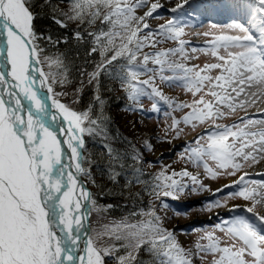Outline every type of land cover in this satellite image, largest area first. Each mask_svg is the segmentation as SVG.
Returning <instances> with one entry per match:
<instances>
[{"label":"snow or ice","instance_id":"snow-or-ice-1","mask_svg":"<svg viewBox=\"0 0 264 264\" xmlns=\"http://www.w3.org/2000/svg\"><path fill=\"white\" fill-rule=\"evenodd\" d=\"M62 2L68 10L57 18L52 0H0V264H264V0ZM45 9L88 44L92 67L81 66L76 81L59 50L67 41L37 28ZM219 11L245 13L248 23L206 19ZM166 12L171 18L153 26ZM201 56L208 62L195 63ZM105 80L124 93L127 112L163 119L162 134L114 146L106 92L116 89ZM86 88L91 99L76 107ZM176 88L190 99L166 94ZM182 137L171 164L145 159L152 140ZM89 140L103 148L102 174L142 186L140 204L119 219L108 220L113 206L90 190L97 163ZM221 179L216 188L206 182ZM205 193L198 204L209 222L180 229L199 233L185 246L167 212L186 217L195 209L172 202ZM237 199L246 203H230ZM94 212L105 221L96 228Z\"/></svg>","mask_w":264,"mask_h":264},{"label":"rangeland","instance_id":"rangeland-1","mask_svg":"<svg viewBox=\"0 0 264 264\" xmlns=\"http://www.w3.org/2000/svg\"><path fill=\"white\" fill-rule=\"evenodd\" d=\"M161 3H163V2L161 1ZM61 6L63 9H65L67 7V10H68V5L61 4ZM160 11L163 12V10H160ZM171 15L172 14L170 12L163 13L162 19L152 21L153 26L159 25L161 23H165L167 21V19L171 18ZM208 16L206 19L210 18V20L215 23L214 20H216V18H214L213 16H209V17ZM69 23H71V22H69ZM70 26L75 30L77 29V28H75L76 25L73 23H71ZM206 30H208L207 27L200 29V31H206ZM186 38L192 39V37H186ZM74 41L77 42L75 39H74ZM84 42L85 41H83V42L80 41L78 43L81 44ZM193 42L194 43H203V38H201L199 40L193 39ZM208 59L209 58L206 56H201L198 61H195V63H200L202 65L203 63L208 62ZM118 91H119L118 96H120V97L124 96V93L122 91H120V90H118ZM165 91H166L167 95L172 96L178 100H189L190 99V96L185 94L179 88L165 89ZM66 99L70 100L71 94L68 97H66ZM118 102L121 105V110L120 109L116 110L112 114V116H113L112 122L113 123L111 124V127H112L111 129H115L114 130L115 132L118 133L119 131H122L125 134V137L134 140L137 147L141 146V143H142V140L140 139L141 137H143L144 139H151L153 132H156L157 134H162V130L166 124V122L163 119H161L158 122V120L156 118V114H152L151 119H148L144 116H140L139 114H131L125 110L126 105L128 103L125 99L119 98ZM144 108H145V110H150L151 109V102L148 100H145L144 101ZM176 115H177V118H179V114L177 113ZM133 121H140V123L136 125L138 132L136 133L135 137H133V132H132ZM227 122L231 123V121H227ZM117 129L119 131H117ZM187 131H189V130L186 129V132ZM197 131H200V129H198ZM188 138L189 137H182L181 139L173 140L171 144L163 143V142L162 143H156L155 140H152V143L154 144V152L146 153L145 159L153 160V161L160 159L162 161V163H164V164H171L173 161L177 160V152L179 150H181L179 148V146L184 144ZM106 166H107L106 160H104L103 162L100 161L99 164L97 163V166L93 169L94 175H98L100 173L102 174L101 169L106 168ZM175 166L179 167V164H177ZM147 171H152V170H147ZM105 175L106 174H104V177H105ZM127 179H131V177L126 178L125 180H127ZM222 181H224V180L221 179V180H218L215 182H213V181H206V182L209 183L212 188H216V186L219 185L220 183H222ZM141 187L142 186L139 185L137 188L133 189L132 192L135 193L136 191H139ZM90 190L92 192L97 190V192H98V188L97 189H90ZM106 193H108V191H106ZM207 197H208L207 193H205L203 195L190 194V195L183 197L178 202H172L174 207L183 208V207L192 206L195 209L191 213H189V215L186 217L185 216H176V215H174V213L172 211L167 212V216L169 218L167 226L169 228H175L177 230V237L185 246L190 247L192 242L196 240L199 233H192L190 235H186V234L180 232L179 230L180 229H190L193 226L199 227L201 224H205V223L209 222V216L211 214L208 212L199 211L200 205L198 204V202L204 201ZM101 198L104 199L103 201L108 199V197H106V198L100 197V199ZM97 201H98V199H97ZM230 203L245 204L246 202L237 199L236 201H232ZM110 209H113V207H111ZM110 209L106 208V211L104 213V216L108 220L115 219L113 213L118 214V216H119L118 219L122 215H124L123 213H117L114 210L110 211ZM262 209L263 208H260L259 206L257 207V211H259V212ZM218 211H220L222 213L225 212V210H223V209H220ZM239 212L241 215H245V216L249 217L253 221V223H255L257 225L261 224V222L258 219H256V217L253 216V214L247 213L243 209L239 210ZM103 222H105V221L104 220H100V221L97 220L96 213L94 212L93 213V228H96L98 223H103Z\"/></svg>","mask_w":264,"mask_h":264},{"label":"trees","instance_id":"trees-1","mask_svg":"<svg viewBox=\"0 0 264 264\" xmlns=\"http://www.w3.org/2000/svg\"><path fill=\"white\" fill-rule=\"evenodd\" d=\"M61 4L68 5L62 0H52V7L55 9V15L57 18H60L62 16L63 12L67 11V7L65 9L62 8ZM53 11L51 9H45L41 11L40 18L37 22V28L45 35H51L54 38L57 37H63L67 43L61 44L59 47L60 52L66 54L68 61L70 62L72 66V79L73 81H76L79 76V68L81 66H86L89 68V70L92 67V57H89L87 55V48L88 44L86 42L79 44L78 42H75L73 39V34L77 29H73L70 25L71 23H68L67 28L59 27L56 23L53 21ZM76 28V27H75ZM83 42V41H82ZM98 59V58H97ZM87 61V63H85ZM105 83L107 85V88L109 89H116L114 91L106 92V97L108 101V109L111 115V124L113 116L112 114L116 110H121V105L118 102L119 98L122 99V97L118 96L119 89L116 88V85L114 82L105 80ZM69 87V86H65ZM63 90V89H61ZM91 99V89H84L82 98L80 100V103L77 105V107H83L88 104L89 100ZM116 127V126H115ZM112 128V127H111ZM115 129H111L114 139H112L110 142L117 147H123L122 139L125 138V134L122 131H119L118 133L114 131ZM117 133V134H116ZM97 148L98 151L94 153L90 149V145L88 144V153L90 156L94 157L96 160V163L103 162L104 159V151L101 147L100 142L97 141ZM91 150V151H90ZM96 180L99 179L100 182L97 180L96 184L98 186L95 188H98V194L102 197H108L105 201L104 199H99V204L102 206L112 205L113 209H110V211L114 210L117 213H123L125 216L127 215L134 207L138 206L140 204V201L135 199L134 194L139 192L136 191L135 193L132 192L133 189L137 188L139 185H132V186H126L125 179L129 177H122L119 180V183L112 182L108 176L104 174H98L95 175ZM108 191V193H106ZM104 195V196H103ZM132 196L133 198L129 199V197ZM147 198H143V203H147ZM117 217L118 214H114ZM145 264H151V261L145 258Z\"/></svg>","mask_w":264,"mask_h":264},{"label":"bare ground","instance_id":"bare-ground-1","mask_svg":"<svg viewBox=\"0 0 264 264\" xmlns=\"http://www.w3.org/2000/svg\"><path fill=\"white\" fill-rule=\"evenodd\" d=\"M163 2V4H165L166 6H168L170 3H173L174 0H161ZM209 16H213L214 18H216L215 23L218 24H228L230 23L233 19L237 20L238 22L242 23V24H247L248 23V18L247 15L245 13H230V12H226V11H219V12H215V13H211ZM208 16V17H209ZM210 19V18H209ZM66 99V98H65ZM77 107V106H76ZM88 144L90 145V149L96 153L98 151L99 148H97V141H93V140H89ZM90 150V151H91ZM99 182L100 180L97 179ZM96 180V181H97ZM225 181H222V183H220L219 185H217L216 187L222 185ZM98 186V184H96L95 186L89 184L90 189H95ZM96 194V199H100V196L97 192V190L93 191ZM102 199V198H101ZM100 199V200H101ZM262 213H264V208L260 211ZM115 219H118V217L116 215H114Z\"/></svg>","mask_w":264,"mask_h":264}]
</instances>
